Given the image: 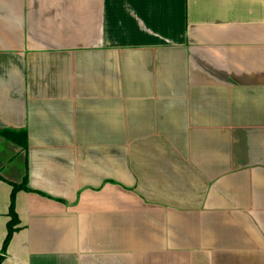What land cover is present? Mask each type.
Instances as JSON below:
<instances>
[{
    "label": "crops",
    "instance_id": "crops-1",
    "mask_svg": "<svg viewBox=\"0 0 264 264\" xmlns=\"http://www.w3.org/2000/svg\"><path fill=\"white\" fill-rule=\"evenodd\" d=\"M1 264H264V0H0Z\"/></svg>",
    "mask_w": 264,
    "mask_h": 264
},
{
    "label": "trees",
    "instance_id": "trees-1",
    "mask_svg": "<svg viewBox=\"0 0 264 264\" xmlns=\"http://www.w3.org/2000/svg\"><path fill=\"white\" fill-rule=\"evenodd\" d=\"M0 135L7 141H10L15 145L19 146L21 150H25L27 147V137L25 131L6 130L1 132ZM8 184L11 187L10 197H9V207H8L9 220L7 221L6 224V234L0 252V264L2 263L3 253L6 250V247L12 237V234L17 230L18 219L14 210L15 195L20 190L28 191L26 177H23L22 181L18 184L12 182H8Z\"/></svg>",
    "mask_w": 264,
    "mask_h": 264
}]
</instances>
